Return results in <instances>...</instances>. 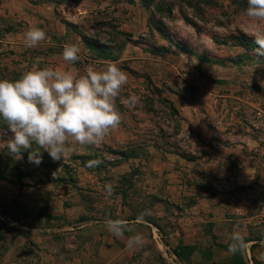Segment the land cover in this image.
<instances>
[{"label": "crops", "instance_id": "1", "mask_svg": "<svg viewBox=\"0 0 264 264\" xmlns=\"http://www.w3.org/2000/svg\"><path fill=\"white\" fill-rule=\"evenodd\" d=\"M14 1L4 0L0 12L26 16L20 44L27 47V30L41 28L46 38L33 48L52 50L34 53L36 60L83 73L88 65L80 52L75 65L62 58L69 44L62 40L69 34L65 23L49 7L16 0L15 8ZM191 60L188 73L166 60L155 78L158 88H171L169 99L185 127L173 145H145L138 141L142 129L120 124L93 150L80 146L75 184L61 178L23 189L12 185L26 213L17 221L32 229L0 225V264H177L167 248L181 264H264V74L258 72L264 64L231 81ZM108 61L91 63L107 67ZM104 150L119 157L110 168L122 176L108 183L121 186L131 175V186L109 194L98 170L83 166L91 165L92 152ZM106 220L119 221L122 235ZM237 235L246 247L233 250Z\"/></svg>", "mask_w": 264, "mask_h": 264}, {"label": "rangeland", "instance_id": "2", "mask_svg": "<svg viewBox=\"0 0 264 264\" xmlns=\"http://www.w3.org/2000/svg\"><path fill=\"white\" fill-rule=\"evenodd\" d=\"M3 1L0 0V5ZM19 5L20 2L15 0L13 7L18 8ZM43 5L55 13L56 21H70L75 26L62 40L69 39V44L79 47L80 55L83 56L81 64L94 65L91 63L94 60L120 61L116 66L128 75V83L117 99V106L122 113L121 124L135 130L142 129L143 133H137L140 135L138 141L148 146L164 143L167 148L168 145H173L172 139L185 128L169 99L171 88L164 85L160 89L156 86L155 78L162 77L166 60L180 67L183 73H188L192 71L190 65L193 62L190 64L187 60L197 59L200 64L211 67L212 76L230 78L231 81L248 76L253 69L264 64V56L257 55V48L248 50L236 40L241 37L256 40L257 33L264 32V23L257 28L255 22L245 15L244 4L231 0H153L150 9L145 8L140 0H55ZM25 19V15L0 12V79H19L37 61L34 53L52 50L51 47L40 50L20 44L22 38L19 34L28 25ZM56 21L54 18L53 24ZM56 31V27L50 29L53 34ZM84 36L91 43L108 46L110 57L105 58V55L89 47L83 40ZM39 63V67H45L44 62ZM103 66L97 64L94 67L104 70L106 67ZM200 69L199 66L198 70ZM84 72L80 74L83 75ZM258 72L264 74V68L259 67ZM215 81L223 85L227 80ZM132 94L140 97L134 108L122 102ZM0 131H7L5 120L0 122ZM7 135L10 136L11 133ZM88 147L90 150L94 148ZM79 148V145L73 144L64 161H53L41 149L42 162L36 165L28 161L31 149L23 151V158L18 159L0 142V205H7L8 208L0 210V213L23 221L20 216H25L26 213L19 210L21 205L16 203L17 188L13 184L20 185L23 189L25 183L37 185L41 181L61 178L69 182L76 181L82 166ZM33 149L39 150L35 144ZM104 152H92L90 156L92 162L101 161L98 166L91 163L83 166L98 170L106 187L111 186L112 190L123 189L132 184L129 180L132 179L131 175L121 186L108 183H115L118 181L117 176H122L110 168L117 165L119 157L107 150ZM16 167L28 171L30 177L19 179L16 171H13ZM46 209L48 210L47 207ZM52 211L58 213L60 210L53 208ZM63 221L60 217L56 219L59 225ZM0 225L8 227L1 222Z\"/></svg>", "mask_w": 264, "mask_h": 264}, {"label": "clouds", "instance_id": "3", "mask_svg": "<svg viewBox=\"0 0 264 264\" xmlns=\"http://www.w3.org/2000/svg\"><path fill=\"white\" fill-rule=\"evenodd\" d=\"M247 5L245 15L259 28L264 23V0H247ZM24 38L25 45L31 48L45 40L46 33L34 27L24 33ZM255 42L257 55L264 56V32L257 33ZM79 52L76 45L66 44L62 58L75 65ZM127 83V73L111 62L104 70L88 65L81 75L74 67L41 68L37 58L19 79H0V117L7 122V131H0V142L18 159L23 158V151L31 149L28 161L36 165L42 162L41 149L53 161H64L73 144L99 146L122 122L117 99ZM139 100L132 94L122 102L134 108ZM33 144L39 150H34ZM99 163L91 162L93 166ZM108 191L111 194V186ZM105 223L114 235H122L119 221ZM133 239L137 244L142 242L140 236ZM235 240L233 250L246 247L241 236Z\"/></svg>", "mask_w": 264, "mask_h": 264}, {"label": "trees", "instance_id": "4", "mask_svg": "<svg viewBox=\"0 0 264 264\" xmlns=\"http://www.w3.org/2000/svg\"><path fill=\"white\" fill-rule=\"evenodd\" d=\"M29 1L31 4L33 5H43L44 3H48V2H55V0H27ZM142 2V4L144 5L145 8L150 9L151 8V3L153 0H140ZM233 2H238L239 4H244L245 8H247V0H231ZM171 12V11H170ZM65 25L67 26L68 30L75 28V26L72 23H69L68 21L64 22ZM159 25V24H158ZM84 42L89 45V47H91L92 49L96 50L97 52H99L101 55H105V58H109L110 57V53H109V47L106 45H101L100 43H91L89 42L86 37H83ZM238 41L241 42V44L243 46H245L248 50H253L255 48H257V44H256V40L255 39H251V38H246V37H241L236 39ZM124 45V44H123ZM102 56V57H103ZM1 120H4L2 117H0V122ZM25 154H27L26 152H24ZM27 156V155H25ZM13 171H16V175L19 179L23 180L25 178H29L30 174L28 171H22V169L16 167L13 169ZM0 176H2L1 172H0ZM64 180V179H63ZM77 180V179H76ZM14 183V182H13ZM72 183H76L75 180H72ZM22 185V184H21ZM9 216V215H8ZM11 217V216H10ZM13 218V217H12Z\"/></svg>", "mask_w": 264, "mask_h": 264}, {"label": "built area", "instance_id": "5", "mask_svg": "<svg viewBox=\"0 0 264 264\" xmlns=\"http://www.w3.org/2000/svg\"><path fill=\"white\" fill-rule=\"evenodd\" d=\"M0 222L10 228H16V229H32V227L30 225L27 224H23L21 222H18L17 220H15L14 218L8 216V215H3L0 213ZM161 241V238H158ZM167 252L172 256L173 260L175 263L177 264H181L180 260L178 259V257L175 255V253L173 251H171V249L167 248L166 249Z\"/></svg>", "mask_w": 264, "mask_h": 264}]
</instances>
